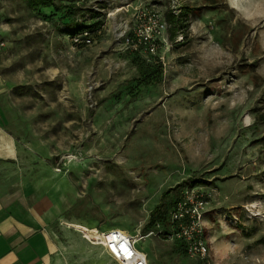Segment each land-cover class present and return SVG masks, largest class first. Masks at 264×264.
<instances>
[{
	"label": "rangeland",
	"instance_id": "1",
	"mask_svg": "<svg viewBox=\"0 0 264 264\" xmlns=\"http://www.w3.org/2000/svg\"><path fill=\"white\" fill-rule=\"evenodd\" d=\"M54 3L0 0V123L16 146L0 181L51 194L55 264H118L77 227L144 234L185 183L209 195L208 257L150 235L134 243L148 264H264V0ZM142 11L162 24L153 50L126 42ZM73 22L90 43L70 40Z\"/></svg>",
	"mask_w": 264,
	"mask_h": 264
},
{
	"label": "built area",
	"instance_id": "2",
	"mask_svg": "<svg viewBox=\"0 0 264 264\" xmlns=\"http://www.w3.org/2000/svg\"><path fill=\"white\" fill-rule=\"evenodd\" d=\"M145 18L151 22L150 25L140 23ZM135 24L126 39L128 46L133 49L153 50V33H158L162 28L158 15L139 12L136 14ZM70 40L74 44H88L91 41L87 30L70 35ZM3 47L4 41H0V58ZM208 197L201 185L185 183L180 187L168 210L170 228L167 229L166 238L180 241L187 257L194 260L204 261L208 257L209 248L204 219L206 212L209 211ZM77 231L89 243L100 245L105 253L119 264H148L146 254L136 249L134 243L139 238L159 235L163 232L159 226L147 230L144 234H140L138 230L137 236L116 227L99 231L95 227L78 226Z\"/></svg>",
	"mask_w": 264,
	"mask_h": 264
},
{
	"label": "crops",
	"instance_id": "3",
	"mask_svg": "<svg viewBox=\"0 0 264 264\" xmlns=\"http://www.w3.org/2000/svg\"><path fill=\"white\" fill-rule=\"evenodd\" d=\"M6 51L4 45L0 61ZM15 147L14 139L0 123V162L14 159L12 153ZM11 181H8L10 184L0 181V264H55L56 259H60L64 244L51 224L57 209L51 194L28 198L21 180L14 176V184ZM158 226L154 224L150 229ZM160 228L164 230V227ZM169 228L167 226L166 230Z\"/></svg>",
	"mask_w": 264,
	"mask_h": 264
},
{
	"label": "trees",
	"instance_id": "4",
	"mask_svg": "<svg viewBox=\"0 0 264 264\" xmlns=\"http://www.w3.org/2000/svg\"><path fill=\"white\" fill-rule=\"evenodd\" d=\"M27 3V6L30 8V10L35 11V12H39L40 7H53L56 10H60L62 8L61 5H56L54 3V0H25ZM68 13H72V12H68ZM168 16V13H166ZM171 20L170 22H173V17L169 15V17ZM89 27H91V24H83V23H77V22H73L72 24H70L69 27L67 28V31L69 33V35H72L74 33H77L79 31H82L84 29H89ZM89 32V30H87ZM154 76H160L159 71L154 73ZM172 204V202H171ZM157 220L160 221H164L163 220V216H162V210H161V204L156 206L153 210H151L149 212V217L147 219V222L145 223V225L143 226V229L145 230H149L150 227H152L154 224H158ZM165 225L164 230L162 233H159L160 237L166 238V227L170 226V222L168 221H164ZM160 226V225H159ZM174 243L177 245L178 249L180 251H182L183 253H185V250L183 248V244L180 241L174 240Z\"/></svg>",
	"mask_w": 264,
	"mask_h": 264
}]
</instances>
